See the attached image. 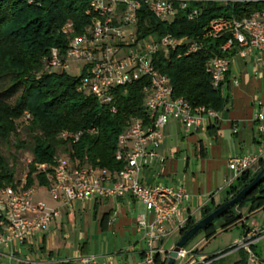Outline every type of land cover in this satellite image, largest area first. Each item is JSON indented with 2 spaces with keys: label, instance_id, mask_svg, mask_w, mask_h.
Instances as JSON below:
<instances>
[{
  "label": "built area",
  "instance_id": "2783aa9c",
  "mask_svg": "<svg viewBox=\"0 0 264 264\" xmlns=\"http://www.w3.org/2000/svg\"><path fill=\"white\" fill-rule=\"evenodd\" d=\"M42 1L27 0L28 3ZM209 1L228 6L264 0H88L86 13L92 17L80 33L73 20L65 22L61 32L69 39L67 48L61 51L60 47H52L37 77L66 71L71 61L80 62L83 70L80 71L77 91L96 97L113 112L117 111L115 88L146 77L149 85L144 89V106L150 113V120L146 124L142 118L135 117L120 134L115 156L124 162L121 169L112 171L93 166L86 158L66 153L55 154L50 163L36 164L37 170L47 176L48 183L44 187L50 197L58 202L55 206L36 198L39 186H29L26 177L1 186L0 256L6 257L1 264H13L16 259L14 253L2 252V248L9 249L15 242L25 243L37 232H47L51 222L61 216L62 207H71L75 200L90 197L103 200L131 196L141 201L146 211L138 214L136 228L146 241L145 262L156 264V256L166 253L161 243L173 231L184 227L186 219L180 218V213L190 193L183 182L148 184L141 178L142 169L158 156L156 149L170 117L180 121L186 131H191L205 129L206 120L218 117V111L192 104L184 97H174L170 78L159 71L155 59L159 53L164 56L172 51H179V56L194 53L205 45L207 39L226 36L227 41L221 47L224 53L236 49L238 53L247 56L258 51L264 63V10L241 19L214 18L201 35L193 37H178L168 33L159 37L140 38L139 13L147 9L159 21L171 24L179 11L185 10L191 3ZM201 12L202 8H193L188 12V19L198 17ZM234 56L217 55L207 61L206 69L215 87L226 81ZM232 82L238 84V77H234ZM261 104L254 120L259 133L264 137V101ZM25 118H31V113L26 111ZM89 132L95 133L96 130L92 128ZM81 134V131H63L61 136L77 141ZM263 158L264 150L231 157L228 160V168L232 172L230 184L245 171L252 170ZM25 161L30 163L32 157H25ZM171 222L176 223L173 228L168 226ZM263 237L264 226L251 224L234 244L237 246L234 250H245L247 264H264V256L255 251ZM181 254L188 258L185 264H214L216 259L221 258L185 248ZM94 260L95 257H87L79 262L89 264L94 263Z\"/></svg>",
  "mask_w": 264,
  "mask_h": 264
},
{
  "label": "trees",
  "instance_id": "16d2710c",
  "mask_svg": "<svg viewBox=\"0 0 264 264\" xmlns=\"http://www.w3.org/2000/svg\"><path fill=\"white\" fill-rule=\"evenodd\" d=\"M88 6V0H43L41 3L0 0V141L11 144L16 150L10 155L0 151V187L23 177L27 178L29 186H46L47 176L37 170L36 164L52 162L57 153L86 158L89 164L112 171L121 169L124 162L117 160L115 156L120 134L135 117L149 123L150 113L144 106V89L149 85L146 77L115 88V112L109 106L101 104L96 97L77 91L80 76L60 71L37 77L42 72L45 58L52 47H60L61 51L67 48L69 39L61 32L65 22L73 20L78 33L90 22L92 15L86 13ZM195 7L202 8V12L190 20L188 12ZM260 10H264V1L234 3L228 6L210 1L191 3L188 8L179 11L174 22L168 24L159 21L147 9H142L139 13L138 36L159 37L171 33L178 37H193L201 35L214 18L241 19ZM226 41V36L209 38L194 53H183L179 56V51H172L168 56L163 53L157 55L156 67L170 78L174 97H184L192 104L216 111L226 108L229 96L223 90L225 81L215 87L206 69V63L212 57L236 54V49L229 53L222 51L221 47ZM7 82H10V86L4 88ZM19 88L21 95L14 104L10 103L8 97ZM26 111L31 113V118H25ZM92 128L96 130L95 133L89 132ZM63 131H81L82 134L74 141L62 137ZM23 133L28 136L27 140L21 137ZM12 137L15 138L13 142ZM27 156L32 157L30 163L25 161ZM263 166L264 159L255 166L254 171H245L232 183L225 202L252 181ZM248 203L264 210V180L239 204L220 217L223 218L224 230L243 223L244 234L246 233L250 225L244 224V220H241L242 214L237 213L236 208ZM220 205L222 204L214 207L211 204L206 207L203 217ZM195 222L193 218H189L181 229V235ZM214 222L194 237L202 231L207 233V237L214 234ZM236 247L233 245L228 250ZM195 252H202V249H196ZM238 252L239 257L233 264H247L245 250L240 248ZM166 263L167 257L162 260L159 255L156 256V264ZM43 264L81 263L58 261Z\"/></svg>",
  "mask_w": 264,
  "mask_h": 264
},
{
  "label": "crops",
  "instance_id": "0c3cea01",
  "mask_svg": "<svg viewBox=\"0 0 264 264\" xmlns=\"http://www.w3.org/2000/svg\"><path fill=\"white\" fill-rule=\"evenodd\" d=\"M261 59L258 51L247 56L237 51L223 85L229 96L226 108L218 111V117L206 120L205 129L186 131L180 121L170 117L156 149L158 156L142 169L141 178L148 184H186L190 197L180 213V218L186 219L185 225L189 218L194 221L202 218L204 209L211 204L215 207L225 202L232 179L228 168L231 157L264 150V137L254 120L264 101V63ZM234 77H238V84L232 82ZM42 189L47 190L44 186L37 187L36 198L43 199L40 196ZM47 202L54 206L58 204L52 198ZM145 211V205L131 196L75 200L71 207H62L61 216L51 222L47 232H37L29 241L15 242L11 248L1 250L14 253L13 264L66 260L78 263L87 257H95L94 264H147L146 241L136 228L138 214ZM78 215L82 220L80 229ZM91 219L96 221L94 227L99 234L112 231L116 237L111 253L105 252V244H100L98 238L89 233ZM176 223L171 222L168 226L173 228ZM180 236L181 230H176L162 241L166 253L160 255V259L166 257ZM119 241L120 246L117 245ZM196 249L199 247L194 245L187 250ZM112 256L117 257L115 263ZM2 258L6 259L0 256V264Z\"/></svg>",
  "mask_w": 264,
  "mask_h": 264
},
{
  "label": "rangeland",
  "instance_id": "374dc122",
  "mask_svg": "<svg viewBox=\"0 0 264 264\" xmlns=\"http://www.w3.org/2000/svg\"><path fill=\"white\" fill-rule=\"evenodd\" d=\"M83 70L82 63L80 62H73L71 61L66 69V72L72 76H79L80 71ZM10 86V82H7L4 85L5 87ZM21 95V88L18 89V91L14 94H11L8 97V101L12 104H14L17 100V98ZM21 137L24 140H27L28 136L23 133ZM11 141H15V138L12 137ZM0 151L3 152L5 155H10L11 153H15V149L11 144L3 143L0 141ZM41 198H43L46 202L51 199L49 193L47 190L42 189L41 190ZM141 206V205H140ZM142 207V206H141ZM256 206L253 205V203L243 204L237 206V213L242 214V219L244 220V224L246 225H253L258 224L260 226H264V210L261 209H255ZM90 213L92 214L93 210L90 208ZM79 217V215H78ZM81 218L79 217L77 219V226L78 229H80L81 224ZM90 231L91 236L93 235V238H98V242L100 244H105V252H112L114 249V245L116 244V237L113 235L112 231H104L105 233L99 234L97 231V228L94 227V221L93 219L90 220ZM223 218H219L214 222L213 229H215L214 234L207 237V233L205 231L200 232L196 237H194L192 240L189 241V243L186 245L185 249H190L194 245H197L199 249H202L206 254L210 255H216L217 253H221L219 256V260L215 262L214 264H233L239 257L238 250H228L231 246H233L236 242H238L242 235L244 234L245 227L243 226V223H239L237 225L232 226L231 228L224 230L222 227ZM77 235V234H76ZM77 238V236H76ZM77 240V239H76ZM120 246V241L117 244ZM101 248V247H99ZM228 250V251H226ZM226 251V252H224ZM255 251L260 255L264 256V237L260 240L258 245L255 247ZM224 252V253H222ZM34 256L33 258H35ZM114 258V259H113ZM3 259V258H2ZM187 256L184 254H181L178 260L175 264H185L187 261ZM6 259H3L2 261H5ZM112 260L114 263L117 261L116 256H112ZM116 264V263H115Z\"/></svg>",
  "mask_w": 264,
  "mask_h": 264
},
{
  "label": "water",
  "instance_id": "95a60500",
  "mask_svg": "<svg viewBox=\"0 0 264 264\" xmlns=\"http://www.w3.org/2000/svg\"><path fill=\"white\" fill-rule=\"evenodd\" d=\"M264 180V166L257 173V175L245 187H243L234 197L227 202L223 203L211 213L200 218L190 227L183 235L180 236L175 245L167 251V263L175 264L179 258L181 251L187 243L202 229L206 228L209 224L219 219L225 212L235 207L240 203L243 198L250 194L260 183Z\"/></svg>",
  "mask_w": 264,
  "mask_h": 264
}]
</instances>
